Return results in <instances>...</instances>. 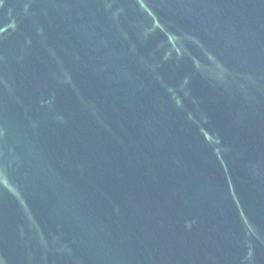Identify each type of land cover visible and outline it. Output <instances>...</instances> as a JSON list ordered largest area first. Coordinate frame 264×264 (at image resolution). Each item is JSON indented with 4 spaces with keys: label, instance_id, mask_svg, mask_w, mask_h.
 <instances>
[{
    "label": "water",
    "instance_id": "water-1",
    "mask_svg": "<svg viewBox=\"0 0 264 264\" xmlns=\"http://www.w3.org/2000/svg\"><path fill=\"white\" fill-rule=\"evenodd\" d=\"M0 264H264V0H0Z\"/></svg>",
    "mask_w": 264,
    "mask_h": 264
}]
</instances>
